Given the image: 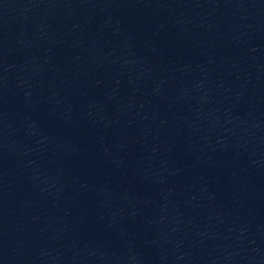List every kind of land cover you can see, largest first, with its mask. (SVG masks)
<instances>
[{"label": "water", "instance_id": "1", "mask_svg": "<svg viewBox=\"0 0 264 264\" xmlns=\"http://www.w3.org/2000/svg\"><path fill=\"white\" fill-rule=\"evenodd\" d=\"M0 264H264V0H0Z\"/></svg>", "mask_w": 264, "mask_h": 264}]
</instances>
